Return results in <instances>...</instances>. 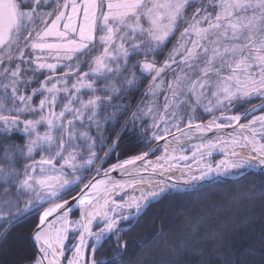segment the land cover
<instances>
[{"label":"snow or ice","instance_id":"6c2138e0","mask_svg":"<svg viewBox=\"0 0 264 264\" xmlns=\"http://www.w3.org/2000/svg\"><path fill=\"white\" fill-rule=\"evenodd\" d=\"M0 52V240L37 218L21 264H130L122 225L131 230L170 191L198 195L202 182L248 170L264 177V0H0ZM37 72L45 78L33 87ZM122 142L133 154L104 175L120 169L127 181L84 175H99ZM189 251L200 259L185 264H207L195 243ZM241 255L233 264H264V244Z\"/></svg>","mask_w":264,"mask_h":264},{"label":"trees","instance_id":"16d2710c","mask_svg":"<svg viewBox=\"0 0 264 264\" xmlns=\"http://www.w3.org/2000/svg\"><path fill=\"white\" fill-rule=\"evenodd\" d=\"M81 69L87 70L85 65H81ZM139 96L137 93L136 99H141ZM84 98H87L86 93ZM124 144L122 142V148L113 157L118 155L120 159L133 154L131 149H124ZM261 185H264V177L259 171L250 172L243 178L212 182L202 187L198 195L170 191L159 202H154L131 230L124 228L123 240L128 242L130 264L195 262L200 256L190 254L193 243L201 249L207 264H233L237 258L243 259L241 253L249 245L259 248L264 244L260 240L264 233V195L255 191ZM36 223L37 218L33 217L11 230L0 246L2 252L4 248L8 251L0 255V264H20L32 255L29 237ZM14 233L21 237H12ZM116 239L113 236L107 240L98 258L110 253ZM255 259L259 261V256Z\"/></svg>","mask_w":264,"mask_h":264},{"label":"rangeland","instance_id":"374dc122","mask_svg":"<svg viewBox=\"0 0 264 264\" xmlns=\"http://www.w3.org/2000/svg\"><path fill=\"white\" fill-rule=\"evenodd\" d=\"M190 11L188 12V14H186L187 16H191V14H192V12L194 11V7H191V8H188ZM188 9L186 10V13H187V11H188ZM183 30V25L181 24L180 26H179V30L175 33V36H174V38H173V40L171 41V43H170V45L166 48V50L164 51V53H163V56L161 57V59L160 60H163L164 59V57H166L167 55H168V52H169V50L177 43V40L179 39V37H180V32ZM93 51H95V49L93 50ZM25 53H26V55H30L31 54V50L30 49H26L25 50ZM0 54H3L2 52H0ZM46 56H47V62H55L54 60H53V58L52 57H54L56 54L55 53H52L51 55H48V54H45ZM16 62H18V61H16V60H14L12 63H13V65L16 63ZM24 65H22V67H23ZM33 67H34V65H33ZM58 71H59V69H58ZM27 76H29V77H31L32 76V72L31 71H29L28 73H27ZM36 76H37V78H38V80L39 81H43L44 79H43V76H44V74H42L41 72H37L36 73ZM166 79H171V77H168V78H166ZM34 81L33 82V87H36L37 86V83L39 82V81ZM147 86V82L145 83V86L144 87H146ZM143 87V88H144ZM143 90V89H142ZM0 91H2V90H0ZM140 97V96H139ZM39 99V98H38ZM38 99H36V102H38ZM137 100H139V98L137 99ZM160 100H161V102H162V100H163V97H161L160 98ZM258 103H260V101L258 100V99H253V100H251V101H249V102H242L240 105H238L236 108H234L233 110H231V111H229L228 113H227V115H234V114H242V113H244L247 109H249V108H252L254 105H257ZM57 110H59V109H57ZM217 116H219L220 115V113L219 112H216L215 113ZM257 114H260V113H257ZM197 117L199 118L198 119V121L197 122H200V123H205L206 121H209L211 118H212V116L210 115V114H207V113H204V112H202V110H198V112H197ZM241 122H243V123H246L247 121H241ZM221 135V134H220ZM224 136H227L228 134H223ZM217 136H219V135H216V136H212V137H209V138H211V139H215ZM194 142H198V141H194ZM239 150V149H238ZM240 151V150H239ZM159 153V152H158ZM218 152H216V153H214V155H213V157L211 158V160L212 161H214V162H218L221 158H222V156H220V155H218L217 154ZM131 154H129V155H127V156H125V157H122V158H120L119 159V161H122V160H124V159H127V158H129V156H130ZM154 158V157H153ZM118 160H117V158L116 157H111V158H109L108 159V161H107V163L103 166V169L101 170V172H104V170H106L107 168H109V167H111V165L112 164H114V163H118L119 162ZM98 164H99V162H97ZM94 174H96L95 173V170H93L91 173H84V175H86V176H89L90 178L94 175ZM232 177H235V176H237V175H231ZM238 178H240V177H238ZM88 181L87 180H85V183H87ZM216 182V181H215ZM128 192V194L129 195H131V194H133V192H129V191H127ZM123 195V193H121V194H118L117 193V195L114 197L116 200H117V202H119V200H120V197ZM79 218V213H78V211H76V210H74L71 214H70V219L71 220H77ZM27 225H30V224H28L27 223ZM74 227V226H73ZM122 227L123 228H127L128 226L127 225H122ZM94 230H98V229H95L94 228ZM14 234H15V236H14ZM13 235H12V237H21L18 233H14ZM11 237V238H12ZM12 239H14V238H12ZM77 240H78V236H77V234L75 233V232H69V238H68V240L65 242V245H66V256H68L69 258L71 257V255H72V253H71V251H70V249H71V247H72V245L73 244H75L76 242H77ZM2 242H3V240H0V246H1V244H2ZM8 251H7V249H3V252L1 251V249H0V255L1 254H4V253H7ZM24 260V259H23ZM21 264V263H20ZM65 264H66V262H65Z\"/></svg>","mask_w":264,"mask_h":264},{"label":"water","instance_id":"95a60500","mask_svg":"<svg viewBox=\"0 0 264 264\" xmlns=\"http://www.w3.org/2000/svg\"><path fill=\"white\" fill-rule=\"evenodd\" d=\"M259 104V103H258ZM208 121H206L205 123H202V124H207ZM232 131V129H224L222 130L223 134H228ZM221 132H210V133H207V137H212V136H216V135H220ZM176 135H179V133H176ZM168 139L170 140L171 137H168ZM194 142V141H193ZM163 143V141L161 142ZM218 155H220V153L218 152L217 153ZM242 155L246 154V153H243L241 152ZM156 155H162V153H156ZM221 156V155H220ZM154 157V158H153ZM150 159H152L153 161L155 160V156H151ZM217 162V161H216ZM139 164V162H138ZM110 168V167H109ZM108 169V168H107ZM249 172H259V170H255V171H252V170H248L247 173ZM147 175V174H146ZM177 179H179L180 175H177V174H173ZM239 176H235V177H232L231 175L230 176H219V177H216L214 178L213 180H210V181H205V182H202L203 183V187L207 184H210L212 182H215V181H220V180H231V179H236L238 178ZM91 178L93 179H96V180H106V181H116V182H121V181H127L129 179V176L122 172L120 169H117L116 171H113V172H109V174L107 176L104 175V172H100L99 175L97 174H94ZM109 187L111 186V184L108 185ZM118 194H121V193H118ZM74 210H75V205L73 206ZM73 210V211H74Z\"/></svg>","mask_w":264,"mask_h":264},{"label":"bare ground","instance_id":"6f19581e","mask_svg":"<svg viewBox=\"0 0 264 264\" xmlns=\"http://www.w3.org/2000/svg\"><path fill=\"white\" fill-rule=\"evenodd\" d=\"M232 132V131H231ZM239 151V150H238ZM241 152H243V153H246L247 152V150L246 149H244V150H240ZM250 173V172H249ZM173 174H177V175H180L181 173L180 172H174ZM248 174V173H247ZM121 182H124V181H121ZM111 187V186H110ZM127 191H129V192H133L131 189H127ZM117 193H123L121 190H119V189H117L113 194H112V198H114L116 195H117ZM103 201L101 200V203H102Z\"/></svg>","mask_w":264,"mask_h":264}]
</instances>
